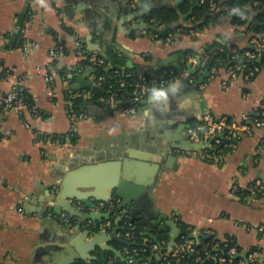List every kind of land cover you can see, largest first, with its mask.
<instances>
[{
  "label": "crops",
  "instance_id": "crops-1",
  "mask_svg": "<svg viewBox=\"0 0 264 264\" xmlns=\"http://www.w3.org/2000/svg\"><path fill=\"white\" fill-rule=\"evenodd\" d=\"M156 1L57 0L55 7L52 0H0V60L13 72L0 81V106L4 108L0 112V264L59 263L65 255L51 259L38 254L39 248L48 246L53 238L51 225H43L45 219L52 217L46 203L63 190L70 172L86 167L99 170L86 172L83 181L107 185L117 173L120 179L125 169L129 182L143 190L142 204L128 209L130 215H135L125 219L121 229H126L131 221L142 220L148 234L156 228L165 230L167 223L180 222L194 232L207 231L221 240L234 238L243 250L256 243L257 235L249 234L239 224L264 223V196L250 192L243 201L233 196L232 187L238 185L247 190L258 180L264 184V157L255 154L259 137L238 140L222 166L188 157V149L174 148L178 144L174 138L185 141L188 130L198 128L206 114L240 124L242 116L254 108V101L264 100V62L261 72L247 86L233 83L225 88L220 79L208 77L193 91L205 74L198 73V64L208 46L221 43L246 50L261 36L247 33L246 26L237 27L227 20L200 34L177 35L167 43L160 34L163 27L152 26L146 19L155 12L151 8ZM177 1L161 0L160 5L174 7ZM28 9L32 15L25 23V45L37 47L29 52L25 45L9 48L18 31L17 19ZM141 14L146 17L145 23L138 18ZM78 39L84 41L89 54L101 56L103 48L111 49L118 69L129 76H147L148 89L168 72L174 76L172 82L180 81L179 90L186 94L177 100L169 97L167 105L159 108L151 106L148 94L143 101L146 103L142 102L135 114L129 110L136 91H126L125 99L111 105L105 96L97 97L89 103L86 118L78 125L77 141L71 142L68 135L72 120L67 113L66 93L72 90L86 98L89 92H76L73 86L95 81L91 74L85 76L88 70L78 69ZM58 42L64 43L67 52L56 62L58 76L49 89L45 67ZM186 51L195 55L183 67L182 55ZM105 62L110 69L111 63ZM184 78L189 80L182 86ZM23 79L40 112L38 116L25 110L21 118L4 106V96ZM126 104L130 106L123 113L107 116ZM180 128L184 130L178 134ZM35 131L68 137L65 143H37ZM260 135L264 136V131ZM43 201L47 202L42 207ZM73 222L78 225L76 220ZM107 226L108 235H104L100 245L105 249L107 264H114L121 260L113 250L125 258L128 243L123 231L115 237L121 242L115 241L114 226ZM102 251L98 248L97 253L87 254L89 258L98 255L97 262L82 264L103 263Z\"/></svg>",
  "mask_w": 264,
  "mask_h": 264
},
{
  "label": "built area",
  "instance_id": "built-area-1",
  "mask_svg": "<svg viewBox=\"0 0 264 264\" xmlns=\"http://www.w3.org/2000/svg\"><path fill=\"white\" fill-rule=\"evenodd\" d=\"M207 0H201L204 4ZM210 1V8L216 9L215 0ZM27 28H22V33H25ZM180 34L169 33L166 37V42L171 43L173 39ZM257 52L247 51L244 53L245 62L241 64H234L232 66H219L208 67L209 57L207 55L201 56L199 59L198 73L202 74L208 71L211 79H220L223 87H229L233 83H243L247 86L262 70L258 64L264 61V41L255 40L252 44ZM33 44L25 45V51L29 52L33 49ZM64 49L63 46H56L53 48L49 55V61L45 67V82L50 87L58 76V71L55 63L61 57L60 53ZM236 52V50H234ZM77 57L79 59L78 69L81 70V62L88 61L92 71L96 67L105 65V60L98 54H86V45L83 40L78 39L77 42ZM172 75V74H171ZM170 76V73L165 72L164 77L158 82V87H165L169 84L165 77ZM10 77V76H9ZM94 77V75H93ZM24 80H21L13 85L10 92L3 98L4 106L6 109L13 110L23 118L24 111H29L32 115L38 116L37 112L30 109L23 100V92L27 90L23 85ZM95 80V85L102 88L105 84V78L100 77ZM194 82V80H192ZM149 80L147 76L139 77V81L135 84L137 91L133 98V106L129 112L135 114L142 102L149 94L148 89ZM247 93V92H245ZM80 96V94H77ZM76 97L73 93L67 97V113L72 120L71 134L75 135L78 131V125L86 118L85 113H78L73 106V99ZM110 105L115 103L114 97L110 100ZM254 108L251 112L242 116L240 124L231 122L227 117L217 118L211 114H206L203 117L202 124L198 128L188 130V138L194 145L202 142L203 146L209 145L210 149H195L193 151H186L188 157L196 158L203 162L213 164L215 166H222L225 162L228 152L235 148L238 140L242 138L259 137V144L256 148V156L264 157V136L261 132L264 131V100L254 101ZM35 139L37 143L53 142L52 136L46 135L40 131H35ZM56 143V142H55ZM252 195L260 193L264 196V184L261 181L252 183L247 189ZM246 189L240 188L238 185H233V196L240 200H246L247 195L244 191ZM240 193V194H239ZM64 222H69L66 216L63 217ZM239 226L243 227L249 234H256L257 240L254 246L248 250H243L238 246L235 239H218L213 234L202 231L201 233L209 238L213 237L216 241L213 245L204 244L202 248V255L207 260H214L218 264H264V223L251 225L248 223H241ZM131 224L129 228H131ZM190 235L195 233L192 228H187ZM182 237L184 242L180 246H175L170 249V242H158L157 239L152 240V237L144 234L143 238L138 241V238L133 233L126 235L125 241L129 243V247L125 250V263L124 264H180L182 260L188 255L196 252V246L203 243L202 239L200 244L196 240ZM166 247V252L163 249ZM169 256L171 258L169 259ZM206 259L199 255L196 263H203ZM113 264V262L109 263ZM215 264V263H212Z\"/></svg>",
  "mask_w": 264,
  "mask_h": 264
},
{
  "label": "water",
  "instance_id": "water-1",
  "mask_svg": "<svg viewBox=\"0 0 264 264\" xmlns=\"http://www.w3.org/2000/svg\"><path fill=\"white\" fill-rule=\"evenodd\" d=\"M161 0H157L152 6V11H157L163 8H168L167 6L160 5ZM186 0H178L175 7H178ZM31 0H29V3ZM138 18L144 19L143 14L139 15ZM155 28V27H154ZM154 28H148L150 30H155ZM174 29L173 27H171ZM18 31L12 36V40L8 47L13 48L14 42L16 40V35ZM166 30L160 31L161 35H165ZM101 57L111 63L112 67L109 69L119 68L117 66L116 54L108 48H103ZM88 73L85 76H93V71L88 68ZM79 77V76H78ZM209 77L208 71H205L204 76L194 85L193 91L204 83V80ZM189 78L182 79V86L188 83ZM81 82V81H80ZM95 81L86 80V84L82 86L75 84L73 86L74 91L85 90L89 92L90 95L98 98H103L105 92L102 88L94 84ZM154 86L158 87V82L154 83ZM186 92H179L176 95H170L171 100H177L178 98L184 96ZM146 103V102H143ZM133 103H131L132 105ZM130 104L125 106H119L115 110H111L107 116H115L124 112ZM184 129H179L178 134ZM174 142L178 143L175 149H188L190 151L197 149H210V146H203L202 142L194 145L190 142L189 138L185 141H180L179 138H174ZM99 170L98 168H79L76 171L70 172L63 183V190L56 192L52 195L50 201H48V207L51 209L52 217L44 220L43 225L50 224L53 238L49 241V245L41 247L38 250V254L41 256H46L49 258H54L55 256L65 255L59 258L58 264H82L83 262H97L99 257L95 255L89 258L87 254L97 253L98 248L103 250L100 257L104 264L108 261L105 258L104 248L100 245V242L104 239V235H108L109 227L108 223L112 224L114 228L112 229V237H116L118 232L124 231L125 229L120 227V224L127 218L134 217V213L130 215V210L137 206V208L143 202V190L138 186L129 182V175L123 169L121 178L119 179L118 173L113 176V179L107 185H100L95 183L91 184L87 181H83L84 174L86 172H92ZM81 179V181H80ZM79 191V192H78ZM33 198V195L31 196ZM42 202V207L44 203ZM66 216L69 222H64L63 217ZM60 219L59 224L58 220ZM74 220L77 221V226H74ZM133 220V219H132ZM171 226L172 232L170 235V249L177 244V239L180 236V229L177 227L175 222L167 223ZM84 227V230L82 228ZM81 234V235H80ZM146 236L153 237L151 233L146 234ZM113 238V239H114ZM156 239V238H155ZM190 239L196 240L197 244H200L202 239H209V236H205L201 232H195L190 235ZM88 241V242H86ZM115 241L121 242V240L115 238ZM115 255L123 262L126 261L119 251L113 250ZM75 254L71 257L70 255Z\"/></svg>",
  "mask_w": 264,
  "mask_h": 264
},
{
  "label": "trees",
  "instance_id": "trees-1",
  "mask_svg": "<svg viewBox=\"0 0 264 264\" xmlns=\"http://www.w3.org/2000/svg\"><path fill=\"white\" fill-rule=\"evenodd\" d=\"M53 5L56 7V1L52 0ZM201 0H186L178 7H168L158 11L153 12L147 19V22L151 23L152 26L158 25L163 27L166 30V33L162 38H166L169 33H177V34H185V33H194L200 34L203 33L210 26H214L223 21L229 20L231 24L237 27L246 26L247 33H253L255 35H259L260 41H264V0H215L217 6L216 9L212 10L210 8V1L207 0L204 4H201ZM233 7H240L244 10L245 15L242 17L238 14H232L231 9ZM32 11L28 9V11L22 16H19L17 19V28L18 33L16 35V40L14 42L15 48L24 46L26 40L24 38V34L22 33V28L26 25L25 23L29 22L31 19ZM173 24H178L174 29H172ZM66 29V28H65ZM68 31H71L70 29ZM8 39H11V35L7 36ZM57 46H63L64 43L58 42ZM236 50V52H234ZM247 51L257 52L254 46L246 50H241L236 48L235 46L227 47L221 43H214L211 46H208L203 55H207L209 57L208 67L219 66L220 64L224 66H232L234 64H241L245 62L244 53ZM67 51L64 48L60 55L65 54ZM86 54L90 55L86 49ZM195 54L190 51H186L182 56L184 58V62L182 63L183 67L185 66V62L188 60L190 56H194ZM203 55H200L203 56ZM146 59H149L148 55H145ZM264 62V61H263ZM56 65V63H55ZM263 67V64H258ZM90 68V64L88 61L81 62V71H86ZM177 71H175V74ZM13 74L12 70L8 68L5 63L0 60V81H4L9 78ZM174 74V75H175ZM93 75L96 79L100 77L105 78V84L102 85V89L105 92V99L109 101L114 97L115 101H119L126 98V91L130 93H134L137 91L135 84L139 81V77L137 74L126 75L123 74L118 68L112 69L109 71L108 63L105 62V65L96 67L93 71ZM203 75V73L201 74ZM173 75L165 77L166 80L171 83ZM73 93L72 90L67 91V97L69 94ZM76 95L75 93H73ZM98 98L94 97L91 100L85 98L83 94L77 96L73 99V106L78 113L88 112V105L91 102L96 101ZM23 100L28 105L30 109L35 108L34 102L28 90L23 92ZM99 105V104H98ZM3 106H0V112L2 111ZM37 115L40 114L38 110ZM71 142L75 143L77 141V135H68ZM65 135L62 136H52V141L56 143H65L67 137ZM1 138V136H0ZM245 195H250L249 191H244ZM240 194V193H239ZM176 223V222H175ZM177 227L180 229L181 233L179 238L177 239L176 246H180L184 240L182 237L188 238L190 235V231H187V226L182 223H176ZM131 228L127 226V228L122 232L123 238H126V235L129 233L135 234L140 241L144 234L147 232L145 227V223L142 220L131 221ZM172 232V228L167 224V228L165 230L154 229L151 231L153 235L152 240L155 238L158 242L167 241L170 242V233ZM234 239L230 237V240ZM216 241L213 237L209 239L203 240V243L199 246H196V252L192 254H188L180 264H218L214 260L210 261L202 255V248L204 244L213 245ZM128 243V242H127ZM129 247V243H128ZM166 252V247L163 249ZM201 255L206 260L203 263H196V259ZM171 256H169V259ZM123 261L114 262V264H124ZM99 264H103L99 262Z\"/></svg>",
  "mask_w": 264,
  "mask_h": 264
},
{
  "label": "clouds",
  "instance_id": "clouds-1",
  "mask_svg": "<svg viewBox=\"0 0 264 264\" xmlns=\"http://www.w3.org/2000/svg\"><path fill=\"white\" fill-rule=\"evenodd\" d=\"M232 14H238L244 16L245 12L240 7H233L231 9ZM181 87L180 81H174L169 83L165 87L153 86L149 89V102L152 107L159 108L162 105H167L170 95H176Z\"/></svg>",
  "mask_w": 264,
  "mask_h": 264
}]
</instances>
